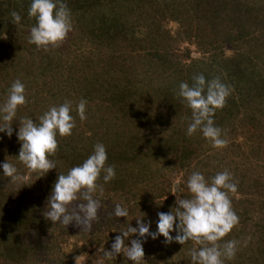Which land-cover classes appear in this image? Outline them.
<instances>
[{"label":"trees","instance_id":"obj_1","mask_svg":"<svg viewBox=\"0 0 264 264\" xmlns=\"http://www.w3.org/2000/svg\"><path fill=\"white\" fill-rule=\"evenodd\" d=\"M63 2L73 30L59 47L44 51L29 43L36 25L28 15L31 0H0V104L17 79L28 99L13 136L0 133V163L8 159L28 177L17 186L0 169V264H76L82 255L80 264H132L123 254L101 258L116 236L138 227L137 219L157 231L158 214L177 207V196L190 198L192 172L211 178L225 170L238 184L230 196L239 217L224 238L237 240L238 251L225 264H264V0ZM13 11L22 17L19 25L12 23ZM199 74L219 77L232 89L214 117L229 141L224 149L200 133L186 135L191 110L178 96L179 85H191ZM81 99L88 101L84 121L75 111ZM65 101L72 102L77 127L57 137L58 151L50 157L57 169L41 178L16 158L18 122H38ZM97 143L106 146L116 178L96 194L102 209L92 230L47 220L58 175L81 165ZM117 204L128 209L127 218L114 215ZM192 248L200 245L149 237L145 264H192Z\"/></svg>","mask_w":264,"mask_h":264},{"label":"clouds","instance_id":"obj_2","mask_svg":"<svg viewBox=\"0 0 264 264\" xmlns=\"http://www.w3.org/2000/svg\"><path fill=\"white\" fill-rule=\"evenodd\" d=\"M28 15L36 20V25L30 31L29 43L44 51L59 47L73 30L72 12L63 0H31ZM11 16L13 24L21 23L22 17L18 12H11ZM192 81L191 85L180 83L178 92V96L191 110L186 135L193 137L200 133L213 148L224 149L229 141L223 129L216 126L214 117L217 110L226 107L232 89L219 77L208 80L199 74L194 75ZM27 103L26 87L17 79L8 90L6 100L0 104V133L7 134L9 138L13 136L14 121L19 110ZM87 104L86 99H81L75 107L81 121L87 119ZM73 110L72 102L65 101L59 106H51L39 116L38 122L27 117L19 119V130L15 134L21 149L16 158L41 178L57 169V162L50 158L58 151L57 137L71 136L77 127ZM0 169L12 184H27L28 177L8 159L0 163ZM115 178L116 169L108 164L106 146L97 143L93 153L81 165L71 168L67 174L58 175L46 202L45 218L54 224L60 223L67 227L74 224L83 232L91 231L102 209L96 194L103 192V184ZM187 189L190 198L177 196V207L169 213L158 214L157 231H151L150 222L146 224L143 219H137L138 227L130 225L121 232L122 235L116 236L111 251L103 252L102 261L123 254L132 264H145L144 244L149 237L156 240L161 236L165 244L176 242L185 245L191 241L200 245L199 249H191L192 264H225V261L233 260L239 242L224 238L239 224L230 196L238 192L234 177L227 170L211 178L194 171L187 179ZM114 215L127 218L129 211L117 204ZM132 236L139 238L131 239ZM82 256L76 258V264H80Z\"/></svg>","mask_w":264,"mask_h":264},{"label":"rangeland","instance_id":"obj_3","mask_svg":"<svg viewBox=\"0 0 264 264\" xmlns=\"http://www.w3.org/2000/svg\"><path fill=\"white\" fill-rule=\"evenodd\" d=\"M194 56H196V54H194Z\"/></svg>","mask_w":264,"mask_h":264}]
</instances>
